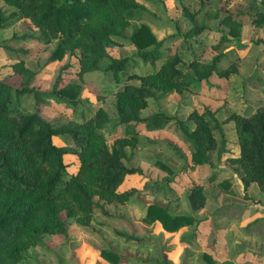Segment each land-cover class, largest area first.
Returning a JSON list of instances; mask_svg holds the SVG:
<instances>
[{
  "label": "rangeland",
  "instance_id": "374dc122",
  "mask_svg": "<svg viewBox=\"0 0 264 264\" xmlns=\"http://www.w3.org/2000/svg\"><path fill=\"white\" fill-rule=\"evenodd\" d=\"M135 1L148 12L129 20L121 35L110 37L115 42L108 47L111 55L130 58L118 81L110 72H81L77 49L51 60L57 41L27 17L0 29V80L13 87L26 84L40 93V112L54 125L82 123L101 112L106 114L110 120L101 131L107 147L128 139L122 162L139 169L117 189L126 200L100 199L106 212L94 211L88 225L61 212L65 233L44 234L42 244L26 249L16 264H207L204 255L217 264H264V191L255 182L244 187L239 166L233 161L240 156V134L230 118L249 117L264 106V23L253 22L258 12L264 13V0H225L223 7L219 6L221 0ZM182 7L194 15V22ZM15 9L0 0V10L6 14ZM214 11L219 17L211 20L207 14ZM141 23L157 40H163V57L154 65L136 56L128 39ZM196 27L204 30L194 34ZM174 53L180 55L179 67L190 75L192 62L208 63L216 56L218 66L228 69V75L213 74L188 89L148 98L139 116L161 112L185 121L193 112L214 111L224 135L213 134L215 145L202 164H194L189 145L170 129L148 130L138 123L135 134H126L116 109V92L125 85H140L138 78L129 75L153 73ZM18 62L27 70L24 74L15 71ZM68 85L76 88L74 105L53 93ZM35 103L32 93L16 98L12 92L11 113L30 114ZM187 124L190 129L195 127L193 122ZM53 142L75 149L68 135L56 136ZM64 160L66 180L78 172L80 160L72 153ZM195 186L204 194L197 210L189 203ZM149 204L173 214L192 215L195 222L168 232L159 221H144ZM103 250L119 260L104 257Z\"/></svg>",
  "mask_w": 264,
  "mask_h": 264
},
{
  "label": "trees",
  "instance_id": "16d2710c",
  "mask_svg": "<svg viewBox=\"0 0 264 264\" xmlns=\"http://www.w3.org/2000/svg\"><path fill=\"white\" fill-rule=\"evenodd\" d=\"M16 9L6 14L0 10V29L21 17H27L50 38L57 41L51 60H60L68 51L77 49L81 61V72H110L118 81L130 60L111 55L109 46L115 44L112 35H121L131 19L147 13L144 5L135 0H4ZM225 0H221L223 7ZM264 2V1H263ZM183 13L194 22V15L182 7ZM211 20L219 17V12L207 14ZM254 23H264V13L258 12ZM196 27L194 34L203 31ZM136 48L135 55L143 62L154 65L163 55L160 47L163 40H157L150 28L141 23L128 37ZM216 56L208 63L192 62L193 74L184 72L179 64L178 53L166 57L155 72L128 78H138L140 85H125L116 96V109L125 133H136V124L144 123L148 130L170 129L191 148L194 164H202L207 152L215 145L213 134L223 137L222 124L209 109L201 114L191 113L183 121L164 113H155L141 118L139 110L146 105V99L175 89H188L191 85L208 79L211 75L225 77L228 69L218 66ZM16 72L24 74L21 62L14 65ZM12 92L16 98L32 93L36 99L35 110L30 114H12ZM57 98L73 105L76 88L68 85L53 91ZM43 102L40 93L23 84L13 87L0 80V264H16L22 253L32 245L42 244V236L47 233H65V222L60 213L75 218L82 225H88L94 211L105 213L100 199L107 201L126 200L117 193L124 180L139 169L127 167L122 158L128 139L117 141L109 149L102 128L109 122L104 113L82 123L67 122L54 125L42 116ZM240 134V156L233 161L239 166L244 187L255 182L264 191V106L249 117L232 115ZM193 122L190 129L187 122ZM68 135L75 149L58 146L53 142L56 136ZM75 154L80 160L76 174L63 179L67 154ZM162 165V164H161ZM164 167V165H162ZM97 197V199H96ZM126 198V197H125ZM204 194L200 186H195L189 203L193 210L202 207ZM144 221H159L168 232L177 231L195 222L192 215L173 214L156 204H149ZM130 238V236H126ZM113 262L118 256L101 251ZM203 259L207 264H217L208 255ZM222 264H232L224 262Z\"/></svg>",
  "mask_w": 264,
  "mask_h": 264
}]
</instances>
